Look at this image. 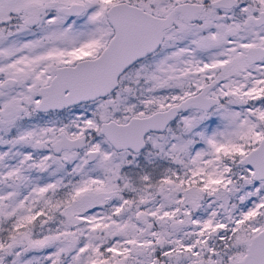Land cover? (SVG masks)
I'll list each match as a JSON object with an SVG mask.
<instances>
[{"label": "snow or ice", "instance_id": "obj_1", "mask_svg": "<svg viewBox=\"0 0 264 264\" xmlns=\"http://www.w3.org/2000/svg\"><path fill=\"white\" fill-rule=\"evenodd\" d=\"M0 264H264V0H0Z\"/></svg>", "mask_w": 264, "mask_h": 264}]
</instances>
